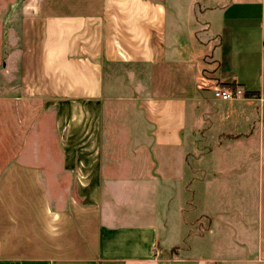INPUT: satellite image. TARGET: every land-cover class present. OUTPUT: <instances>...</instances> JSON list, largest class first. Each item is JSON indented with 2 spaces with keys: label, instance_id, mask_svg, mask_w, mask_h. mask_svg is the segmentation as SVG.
Masks as SVG:
<instances>
[{
  "label": "crops",
  "instance_id": "obj_1",
  "mask_svg": "<svg viewBox=\"0 0 264 264\" xmlns=\"http://www.w3.org/2000/svg\"><path fill=\"white\" fill-rule=\"evenodd\" d=\"M175 2H17L19 81L9 85L14 93L0 94V126L8 115L18 123L10 146L18 145L0 162V264H264V0H226L209 10L213 54L195 29L191 38L173 27L182 19L168 13ZM205 54L215 55L213 64ZM223 84L240 85L249 96L214 98L212 89ZM115 86L128 93H113ZM202 100L221 109L209 114L208 127L219 131L218 148L238 155L227 163L228 179L245 195L195 201L212 211L208 246L215 242L219 250L225 238L223 249L240 254L189 253L182 244L184 236L195 243L204 237L188 185L210 174L199 176L201 164L189 163L186 140L190 111L196 115ZM128 118L132 143L105 146L127 136L119 123ZM39 119L40 131L52 122L63 143L93 141L61 150L67 159L78 149L97 153L98 161H55L51 169L74 167L83 184L105 187L101 193H87V202L71 197L61 207L46 188L50 166L18 160ZM220 177L217 168L212 178ZM253 184L256 216L247 212Z\"/></svg>",
  "mask_w": 264,
  "mask_h": 264
},
{
  "label": "rangeland",
  "instance_id": "obj_2",
  "mask_svg": "<svg viewBox=\"0 0 264 264\" xmlns=\"http://www.w3.org/2000/svg\"><path fill=\"white\" fill-rule=\"evenodd\" d=\"M21 1L22 0H0V94H4L7 92L14 93L17 90L9 89V85H11V83H18L19 81L17 65L20 44L18 40V27L16 23L19 16L18 4H20ZM225 2L226 0H176V4L174 5L175 9L169 8L168 13L174 15L175 13H177L179 14V17H182V19L180 20L181 24L173 27L177 28L179 31L181 30L182 33H185V36H187V33H189V36L191 38L193 29H195L198 42H210L211 45H207L209 50L212 49L210 51V54H213L214 49L217 45V35L213 34L211 22L207 17V13L209 12V10L216 9L217 7L222 6V4H224ZM209 50H207L206 53H209ZM206 55L207 54L202 57L203 60H209V62L213 64L212 58L214 59L215 55L211 58H206ZM211 67H213V65H211ZM115 88L116 90H119L117 92H113L115 94L128 93L127 91L121 90V88L119 87L115 86ZM218 111H221V109L217 107V103L215 101L206 102L203 100L199 103L196 118L195 111H190V124L186 133V140L191 155L189 158V163L192 165H194V163L196 162L198 165L201 164V167H203V169L200 170L199 173L201 174L199 176H202V173H204V171L205 173L208 172L210 176L207 179L205 177L201 178H205V182H200V184H197L198 180H192L188 185L190 189L188 196L190 200L189 206H195L197 212H199L201 219V227L199 230L202 231L204 236L202 240H196L197 243H195L194 240H191V237H183L184 240L182 244L184 251L189 253L193 250H196L199 253L210 252L209 250H213L212 253L224 252L227 254H240L241 252H244L241 249H223V247L229 244V241L225 238L221 241V248L219 250L216 249L215 242L209 244L208 246V239L212 237V234L208 231L211 223H213L211 219L212 211H206L204 203H196L195 201L196 196L202 195H204L206 198L213 199L216 194H221L222 198L226 200H229L230 198L235 196H240L242 200V197L245 195L244 191L240 189V186H237V181L235 179H233V181H230V178L228 179L229 172L227 169V163H229L233 158L236 159L238 155H236L234 152H230L227 146L218 148L217 145L220 135L217 136V134L219 131H215L212 127H208L209 114L211 112L213 114H217ZM119 124V126L124 127L121 131V134L125 135L127 133V136L114 137L112 138V140L106 139V142L104 144L105 146L109 145L116 147V145H122V147L119 148L125 149V146H128V144L132 143L133 137L131 136L132 126L130 119L128 118ZM204 125H206L207 131L202 130ZM1 128H4L5 131L1 130ZM78 128L83 127L78 126ZM17 129L18 123L16 122V118L11 119L9 115L6 116L5 122H2V127L0 126V136H5L6 138L5 141L0 138V162L1 160L3 162H6V157H4V151H6V149H9V151L11 152L18 145L17 143H13L10 146L11 141L13 140V131ZM118 129L121 130V128ZM115 132L113 131L114 134ZM65 134L66 133L62 132L61 136H65ZM62 138L63 137H60V131L54 127L52 122H49L45 129H43V131H40L39 119L37 125L28 134L25 147L20 157L21 159L18 160L26 161L27 163L38 167H40V165L46 166L45 164L47 163L50 166V170L44 171L46 188L51 197H55L56 199L61 201L59 202L61 203V207H65L67 204V200H69L71 197H78L81 201L86 200L87 202L89 198H85L88 197V194L97 195L101 193L105 187L83 184L84 179L79 178L80 171L77 169L75 170L74 167L65 169L66 171L63 172L59 170L54 171L53 169H51L53 168L52 163H54L55 161L64 162L66 160H72L73 164H78L81 160L85 159L89 160L93 158V161H98L100 159L97 153L87 154L80 152L79 149L74 152V154H70V159L65 158L68 155H65L62 152L61 147L65 148L71 145L74 147L75 145L92 147L94 145L90 143L93 141L90 140V142H88L87 138H81L78 142H71V145H69L70 141L67 143H63ZM192 151H194V153H192ZM206 152L208 153L206 154ZM107 156L112 157V159L115 160L119 155L110 153L109 155L107 154ZM199 167L200 166H197V168ZM217 168H221L223 177H220L219 179H213L212 175L217 172ZM48 174L49 176L47 178ZM85 193L88 194L86 195ZM254 195H256V187L253 184V187H251V193H249L248 198H251V203H254L253 206L251 204V206L247 208V212L251 214H253V211L257 210L255 207L256 202L254 200ZM222 201L224 200L222 199ZM140 202H148V200L145 199L144 196V199H141ZM209 210H213V212L215 211L213 207ZM242 210H244V208ZM164 212H166V209ZM256 215L257 212L255 213V216ZM241 235L242 234H238L237 238L240 239ZM248 240H253L252 246L253 248H255V235L253 234L249 236ZM193 242L195 244H193ZM216 243L220 244V240L216 241ZM162 255L165 256V253H162ZM166 255L171 256L172 253L169 251Z\"/></svg>",
  "mask_w": 264,
  "mask_h": 264
},
{
  "label": "built area",
  "instance_id": "obj_3",
  "mask_svg": "<svg viewBox=\"0 0 264 264\" xmlns=\"http://www.w3.org/2000/svg\"><path fill=\"white\" fill-rule=\"evenodd\" d=\"M213 96L219 100H230L246 96V90L240 85H216Z\"/></svg>",
  "mask_w": 264,
  "mask_h": 264
},
{
  "label": "trees",
  "instance_id": "obj_4",
  "mask_svg": "<svg viewBox=\"0 0 264 264\" xmlns=\"http://www.w3.org/2000/svg\"><path fill=\"white\" fill-rule=\"evenodd\" d=\"M224 85V84H223ZM248 96H249V92L246 93ZM253 94H256V93H253ZM173 250V249H172Z\"/></svg>",
  "mask_w": 264,
  "mask_h": 264
}]
</instances>
